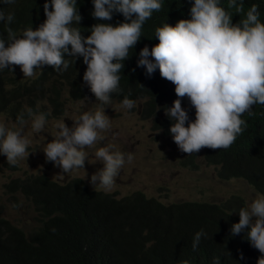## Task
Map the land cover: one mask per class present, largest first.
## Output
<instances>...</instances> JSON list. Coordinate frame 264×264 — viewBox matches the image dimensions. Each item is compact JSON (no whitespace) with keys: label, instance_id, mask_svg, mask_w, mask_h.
Wrapping results in <instances>:
<instances>
[{"label":"clouds","instance_id":"obj_1","mask_svg":"<svg viewBox=\"0 0 264 264\" xmlns=\"http://www.w3.org/2000/svg\"><path fill=\"white\" fill-rule=\"evenodd\" d=\"M3 2L14 4L15 0ZM92 3L91 15L97 21H110L114 13H119L124 22L116 25L95 23L91 34L84 37L74 26L82 20L77 0H45L43 11L46 19L37 28L28 27L20 33L8 27L6 38L0 34V71H13L12 66H19L27 79L34 77L44 66L63 73L74 60L66 59L65 54L72 58L82 57L87 66L83 81L93 94L90 97L95 96L99 105L95 111H84L72 120L71 127L65 120L56 122L55 136L43 149L46 160L65 174L85 169V161L88 160L85 149L102 141V133L112 126L104 105L110 104L113 98L121 102V108L138 112L141 118L148 119L150 128L166 139L169 164L173 159L171 147L178 153L176 164L182 171L191 172L198 163L214 165L216 170L217 165L206 163L202 153L206 148L227 150L246 128L244 115H253L254 106L264 105V23L260 20L258 5L252 4L245 12L242 0L239 3L238 0H227V7L221 6V0H194L190 19H181L174 26L164 23L157 27L155 37L159 42L151 50L148 46L140 50L137 66L146 72L137 82L142 83L144 78L155 79L151 74L158 68L161 77L175 85V91L168 94L166 89L163 96L158 85L153 93H132L130 88L121 91L119 87V73L124 68L122 61L129 57V50L141 39L145 22L154 11L162 8L161 0H92ZM233 8L237 13H244V18L236 23L232 22L233 16L228 11ZM13 20L14 13L0 9V23L11 25ZM42 100L46 102L45 97ZM59 104L58 94L53 107L58 109ZM36 108L35 111L27 109L26 117L29 119H25L23 113L18 115L11 127L0 120V160L7 168L8 165L13 166L8 168L11 171L30 156L27 151L30 141L25 128L30 126L34 132L44 131L49 114H46V109L45 113L38 110V105ZM192 112L195 113L194 120L189 119L188 114ZM95 157L103 167L91 175L90 183L94 188L90 189L120 197L110 191L126 162L125 154L109 144L99 147ZM132 160L133 155L127 154V162ZM38 174L59 184L71 178L57 181L43 172L17 178L25 180ZM223 178L247 182L237 172ZM97 186L100 189H96ZM254 191L257 197L246 207L243 202L239 221L231 225L230 231L233 236L246 233L250 245L260 252L257 264H264V193ZM16 193L28 200L37 213L38 224L29 232L41 224L43 217L28 198L21 192ZM146 197L162 204L176 202L164 203L154 196ZM202 236H206L203 229L185 245L189 251H195L196 259L188 255L163 256L155 264H209L200 255L198 245Z\"/></svg>","mask_w":264,"mask_h":264},{"label":"trees","instance_id":"obj_2","mask_svg":"<svg viewBox=\"0 0 264 264\" xmlns=\"http://www.w3.org/2000/svg\"><path fill=\"white\" fill-rule=\"evenodd\" d=\"M193 2L161 0L162 8L154 11L145 22L141 39L129 50V57L122 61L124 68L119 73L121 91L130 88L132 93H153L158 86L163 96L166 89L168 94L175 91V85L163 79L158 68L151 74L156 81L144 78L138 83V78H142L141 74L146 70L138 67L137 61L143 47L148 46L151 50L159 42L155 37L157 27L164 23L174 26L181 19H190ZM44 3L45 0H15L14 4H7L0 0V9L14 13L11 25L0 23V34L6 38L8 27L20 33L28 27L37 28L46 19ZM242 3L245 12L252 4L258 5L260 20L264 23V0H242ZM76 6L82 20L74 26L84 37L91 34L95 23L116 25L124 22L119 13H114L110 21L94 19L92 0H77ZM221 6L227 7V0H221ZM228 11L233 16V23L244 18V13H237L234 8ZM65 58L74 60L63 73L44 66L34 77L21 79L19 66H12L13 71H0V111L17 119L23 104L35 111L43 97L47 104L54 106L58 98L56 84L59 83L67 87L72 99L93 95L83 81L87 67L83 58H72L67 54ZM45 107L38 105V110L45 113ZM254 107L253 115H244L246 128L234 144L227 150L206 148L202 155L206 163L217 165L215 174L218 178L225 179L224 176L237 172L255 190L264 193V105ZM59 111L60 108L51 113L56 115ZM188 115L190 120L195 119V113ZM12 167L8 165V168ZM3 185L11 196L16 191L21 192L43 219L38 227L25 235L22 229L0 215V264H155L163 256L171 258L175 255L196 259L195 251H189L185 245L192 242L201 229L206 234L198 245L204 262L257 264L260 255L250 245L246 233L231 234V225L239 221V210L243 207L242 199L236 194L220 203L180 200L162 204L144 196L141 191L115 197L92 190L77 176L59 184L38 174L25 180L15 177Z\"/></svg>","mask_w":264,"mask_h":264},{"label":"rangeland","instance_id":"obj_3","mask_svg":"<svg viewBox=\"0 0 264 264\" xmlns=\"http://www.w3.org/2000/svg\"><path fill=\"white\" fill-rule=\"evenodd\" d=\"M19 78L25 79L22 71H18ZM60 100V112L51 114L55 109L49 106L45 100L38 101L39 106H47V123L43 132H34L27 126L25 135L30 141L27 151L30 156L19 163V167L9 170L0 160V215L8 219L12 224L19 226L25 233L38 224L37 213L28 200L19 193L11 196L4 187V182L12 177H22L30 173H45L52 179L62 181L72 176L81 177L89 188H94L90 183L91 175L103 167L96 160L95 151L99 147L109 144L125 154V164L116 178L115 185L110 192L116 196L129 194L134 190H141L146 196H154L164 203L178 200H207L222 202L232 194L239 195L246 207L258 194L247 182L237 180H223L216 176L214 165L198 163L197 168L182 171L176 164L178 153L170 147L173 159L168 162V142L166 139L150 128V121L141 118L138 112H128L120 107L121 102L111 98V103L104 105L105 114L111 119V128L102 133L104 139L92 148H86L88 160L85 161V169H75L63 173L52 162L46 160L44 147L50 142L57 131V121L65 120L71 127L74 119H77L84 111H95L99 102L95 96H86L81 99H71L62 83L56 84ZM87 98V99H86ZM28 107L23 106L19 115L24 114L25 119ZM37 114L40 112H36ZM0 120L9 127L16 123V119L0 112ZM133 155V160L127 162V154ZM185 169V168H184ZM86 176V177H85ZM96 189H100L98 186ZM102 190V189H101ZM103 191V190H102Z\"/></svg>","mask_w":264,"mask_h":264}]
</instances>
